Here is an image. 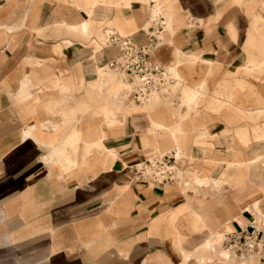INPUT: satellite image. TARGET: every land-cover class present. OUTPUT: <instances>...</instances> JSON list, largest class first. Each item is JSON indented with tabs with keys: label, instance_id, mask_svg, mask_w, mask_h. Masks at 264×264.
<instances>
[{
	"label": "crops",
	"instance_id": "0c3cea01",
	"mask_svg": "<svg viewBox=\"0 0 264 264\" xmlns=\"http://www.w3.org/2000/svg\"><path fill=\"white\" fill-rule=\"evenodd\" d=\"M91 1L0 0V264H229L205 258L212 235L249 225L256 208L264 216V138L252 139L238 111L264 108V67L245 68L249 52L260 55L254 35L264 37V0ZM156 1L171 8L172 31L164 29L151 58L169 67L181 60L184 103L186 86L195 96L205 87L207 99L188 119L180 110L181 126L175 108L147 110L134 100L122 112L105 100L104 118L89 84L118 49L75 38L66 45L56 25L91 19L143 44ZM244 128L246 144L236 135ZM97 137L105 149L86 153L84 141ZM174 137L184 146L176 163L184 173L216 179L227 171L229 183L137 178L133 165L171 154ZM256 156L263 158L241 175L226 168Z\"/></svg>",
	"mask_w": 264,
	"mask_h": 264
},
{
	"label": "rangeland",
	"instance_id": "374dc122",
	"mask_svg": "<svg viewBox=\"0 0 264 264\" xmlns=\"http://www.w3.org/2000/svg\"><path fill=\"white\" fill-rule=\"evenodd\" d=\"M98 0H92L91 4H95ZM129 0H125V4H128ZM161 3L159 1H156V4L154 5V15H161V16H165L166 18V28L168 29L170 32L172 31V15H171V8L166 6V10L163 12L161 9ZM153 14V12H152ZM152 16V15H151ZM105 23L102 22H96L93 21L91 19L88 20H84L81 23L74 25V27H67L66 23L63 24H58L56 25L59 28L64 29V33L68 36L64 39V43L66 45H68V41H73V38L83 42V43H88L90 45H92L95 49V46L93 44V39L95 37H97V42L100 43L102 46L106 44V40L103 37V27H104ZM109 25V24H106ZM105 34V33H104ZM100 39H99V38ZM254 39H255V44L257 45V49L259 50V56H255L252 53L249 52V60L251 61V66L250 67H245L246 70L250 69V68H254V69H260L262 67H264V37H255L254 35ZM90 42V43H89ZM260 43V44H259ZM255 47V48H256ZM250 51V50H249ZM181 60H176L175 66L171 67L170 69L173 71V73L178 77V82L177 84L173 85L171 87V91L169 92V96L168 97H162V96H156L154 99L150 100L149 102H147L146 104L143 105V107L147 110H153L156 109L157 107L160 106H167L169 105L171 108H175L174 111H176L177 115H178V121L175 122L176 125H180L181 126V122H182V113L180 110H182L184 107H186L187 109V113L189 111L190 108H193L194 105H196V102L198 105H202L205 102V99H207V95L203 94V93H207L208 91L205 89V87H202L201 91L202 93L199 95L197 94L195 96V93L193 90H190L188 88V86H186V103H184L182 95H183V77L182 74L180 73V71L178 70V67L180 65ZM176 68V69H175ZM247 70V71H248ZM249 72V71H248ZM118 78L122 77L120 75L117 74ZM197 87V86H194ZM89 90L91 91V93H93L94 95H96L97 98H100L102 101L100 103H98V105L96 106V108L94 110L95 113L101 114L104 118V107H105V100L108 103H114V104H120L121 109L119 110V112L122 111H126L128 109H134V106H131L130 103H128L126 101V98H124L121 95V89H120V84L117 82V80L115 79V77L113 76V74L111 73V71L106 67H101L98 68V79L91 82L89 84ZM189 95H191L189 97ZM176 104V105H174ZM226 107V106H225ZM238 107V106H237ZM80 110H87L89 109V105L85 104V103H81ZM238 111H239V115L241 117H243L244 119H247L248 121H250L251 125V130H252V139L254 140H260L262 138H264V121L262 123L258 122V119L261 116H264V108L263 107H257L256 109L252 110H243L241 108L238 107ZM112 121L109 122V120L105 119V121L107 122L108 125H112L113 123H115V115L112 117ZM187 119L189 118V113L187 114ZM175 125V126H176ZM152 127L153 129L156 131L157 126H155L152 122ZM207 133V132H206ZM206 133H199L198 137L199 139H202L203 137L206 136ZM238 139L240 140V137H242V140H240L242 143H247L250 138H249V134H248V130L247 128L239 129L238 133H236ZM103 136V135H102ZM35 139H37L36 137H34ZM38 140V139H37ZM81 140L80 136H79V132H76L74 135L72 134L70 139L67 141L73 152V147L75 146V144H77V142H79ZM175 137L173 139L174 142L173 146L174 149L177 150V152L180 154L178 157L179 162L180 159L183 158L184 156V146H180L175 142ZM45 144H48L47 142ZM85 144V151L86 153H89L91 150L93 149H105L102 141L100 139V137H97L96 139H93L92 141H84ZM50 145V144H49ZM52 149V147H51ZM57 151L59 149L61 150H65L62 147L58 148L55 147L53 148V150ZM51 150V151H53ZM160 155H163L164 153H161ZM109 153L112 157H114V151L113 150H109ZM263 157L261 156H256L253 159L244 161V160H238V161H227V165L226 168L229 169L230 167H234L236 171H238V175H241V171H246L249 169V167L260 161ZM182 169V168H181ZM187 174V176H190L191 179V186L192 187H204V186H210L212 185L213 187H219L224 183H229V179H230V175L227 174V171H224L221 173V175L218 178H211L208 175H206L203 172L200 173H187L182 170L181 171V178L182 180L185 178V175ZM221 189V188H219ZM257 211V218L255 219L260 225L264 224V216L262 215L261 211L259 209L256 208ZM212 236H214V244L212 247H206L207 253L205 255V258H209L208 261L213 260L211 257H218V261L221 262H227L229 264H233L235 261L233 259L227 258L226 253H224L222 250L215 248L214 246L218 245L220 240H221V233L220 232H215ZM214 248V249H213ZM254 259H256L254 256L253 258H248L244 261L241 262V264H253ZM257 260V259H256Z\"/></svg>",
	"mask_w": 264,
	"mask_h": 264
},
{
	"label": "built area",
	"instance_id": "2783aa9c",
	"mask_svg": "<svg viewBox=\"0 0 264 264\" xmlns=\"http://www.w3.org/2000/svg\"><path fill=\"white\" fill-rule=\"evenodd\" d=\"M149 21L147 41L143 44H138L131 36H119L113 29L106 32V44L115 46L119 54L105 66L118 73L124 81L132 83L130 97L137 103L155 95L167 97L171 87L178 82L171 67L151 58V53L164 43V17L157 15ZM175 160L173 151L169 155H158L137 162L133 165L134 175L161 184L176 182ZM214 247L222 250L230 259L244 261L254 256L263 260L264 224L259 227L253 219L249 225L235 231L223 230L219 244Z\"/></svg>",
	"mask_w": 264,
	"mask_h": 264
},
{
	"label": "bare ground",
	"instance_id": "6f19581e",
	"mask_svg": "<svg viewBox=\"0 0 264 264\" xmlns=\"http://www.w3.org/2000/svg\"><path fill=\"white\" fill-rule=\"evenodd\" d=\"M154 9H153V14H152V16L150 17V19L151 18H153L154 16ZM157 16V15H156ZM165 19V18H164ZM165 22H166V20H164V25H165ZM147 25H150V21L148 22V24ZM166 28V27H165ZM164 28V29H165ZM144 29H145V27H144ZM146 30V29H145ZM103 37L105 38V40H107V35H106V33L104 34L103 33ZM99 38V37H98ZM100 39V38H99ZM93 44H94V46H95V50H97V49H99L100 47H102V45L100 44V43H98L97 42V39L96 38H94L93 40ZM166 42V41H165ZM154 52V51H153ZM153 52L151 53V56L153 55ZM110 70V69H109ZM111 71V73L113 74V76L115 77V79L117 80V82L120 84V89H121V95L124 97V98H126V101L128 102V103H130V105H133V106H135V107H137V105L135 104V103H133V101H132V99L130 98V93H131V91H132V83H130V82H127V81H124L123 79H121V78H118L117 77V74L118 73H116V72H114V71H112V70H110ZM119 75V74H118ZM156 96H158V95H155V96H151V97H149L148 99H146V100H144L142 103H140L142 106L144 105V104H146L147 102H149L150 100H152V99H154ZM169 96V95H168ZM167 96V97H168ZM130 98V99H129ZM174 152H175V158H176V163H179V153L177 152V150H175L174 149ZM176 168H177V176H178V179H177V183H179L180 181H181V171H182V169H181V167L178 165V164H176ZM1 215V214H0ZM10 229V228H9ZM12 229V228H11ZM7 236V235H6ZM3 243H4V241H3ZM251 258H253V256H251Z\"/></svg>",
	"mask_w": 264,
	"mask_h": 264
}]
</instances>
